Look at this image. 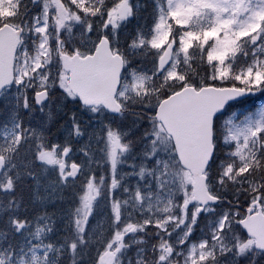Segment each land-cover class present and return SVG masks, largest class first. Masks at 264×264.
Returning <instances> with one entry per match:
<instances>
[{
    "label": "snow or ice",
    "instance_id": "6c2138e0",
    "mask_svg": "<svg viewBox=\"0 0 264 264\" xmlns=\"http://www.w3.org/2000/svg\"><path fill=\"white\" fill-rule=\"evenodd\" d=\"M0 264H264V0H0Z\"/></svg>",
    "mask_w": 264,
    "mask_h": 264
}]
</instances>
